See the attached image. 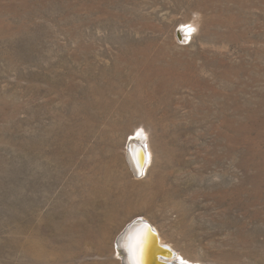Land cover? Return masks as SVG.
Here are the masks:
<instances>
[{
    "label": "rangeland",
    "instance_id": "374dc122",
    "mask_svg": "<svg viewBox=\"0 0 264 264\" xmlns=\"http://www.w3.org/2000/svg\"><path fill=\"white\" fill-rule=\"evenodd\" d=\"M139 217L200 264H264V0H0V264H123ZM77 221L102 232L72 251Z\"/></svg>",
    "mask_w": 264,
    "mask_h": 264
},
{
    "label": "bare ground",
    "instance_id": "6f19581e",
    "mask_svg": "<svg viewBox=\"0 0 264 264\" xmlns=\"http://www.w3.org/2000/svg\"><path fill=\"white\" fill-rule=\"evenodd\" d=\"M192 25V24H191ZM190 27V26H188ZM188 30L187 33H185V37H187L189 35V31H191L190 28H186ZM183 33V35H184ZM191 33V32H190ZM188 34V35H187ZM178 36L181 38V33H178ZM184 37V39H185ZM97 87V86H96ZM96 88L94 87L93 90H95ZM92 90V91H93ZM97 95H99L97 93ZM96 95V96H97ZM100 102V101H99ZM101 103V102H100ZM102 104V103H101ZM100 105V104H99ZM140 130V129H139ZM138 134V136L134 137V139H132L130 142H129V146L128 148L126 149V159L128 161V166L130 168V172L137 178L139 179L138 177H144L146 176L148 173H149V169L150 168V165H151V162L152 160V150H151V146L149 144V141L147 140V135L144 137L145 133H140L141 130L138 132L136 131ZM146 132V131H145ZM68 140V139H66ZM118 141V140H117ZM67 143V141H66ZM71 143V142H70ZM115 143V142H114ZM72 144V143H71ZM67 146V145H66ZM114 146V145H113ZM112 146V147H113ZM77 147V146H76ZM66 148V147H65ZM70 149V147L68 148ZM75 149V147H74ZM73 149V150H74ZM54 150V149H53ZM66 150V149H65ZM80 150V149H79ZM92 150V149H91ZM70 151V150H69ZM93 151V150H92ZM58 152V151H57ZM62 152V151H61ZM76 153V151L74 152ZM55 154V153H54ZM53 154V155H54ZM99 154V153H98ZM68 155V153H67ZM91 155V154H90ZM115 155V154H114ZM52 156V155H51ZM50 156V157H51ZM78 156V155H77ZM92 157V156H91ZM94 157V156H93ZM114 157V156H113ZM46 158V157H45ZM65 158V157H63ZM62 158V159H63ZM96 158V157H95ZM118 158V157H117ZM48 159V157H47ZM68 159V158H67ZM84 159V158H83ZM88 159V158H87ZM94 159V158H93ZM92 159V160H93ZM78 160V159H77ZM91 160V161H92ZM95 160V159H94ZM114 160V159H113ZM154 161V160H153ZM63 162V161H62ZM66 162V161H65ZM113 162V161H112ZM117 162V161H116ZM67 164H70L69 162ZM114 164V163H113ZM72 165V164H71ZM57 166V165H56ZM60 166V165H58ZM67 166V165H66ZM79 166V165H78ZM98 166V164H97ZM105 167V166H104ZM110 167V166H109ZM102 168V167H101ZM154 168V167H153ZM104 169V168H103ZM106 169V168H105ZM99 170V169H98ZM113 171V170H112ZM96 172V171H95ZM91 174V173H90ZM121 174V173H120ZM61 175V174H60ZM95 175V174H94ZM98 175V173H97ZM112 175V174H111ZM92 176V175H91ZM99 176V175H98ZM105 176V174H104ZM103 177V176H102ZM110 177V176H108ZM114 177V176H113ZM117 177V176H116ZM115 177V178H116ZM120 176L118 175V178ZM148 177V176H147ZM146 177V178H147ZM93 178V177H92ZM91 178V179H92ZM150 178V177H149ZM87 179H90L87 178ZM99 180V179H98ZM118 180V179H117ZM161 180V179H160ZM96 182H98L96 180ZM162 182V181H161ZM90 183H92L90 181ZM115 183V182H114ZM143 183V182H142ZM148 183V182H147ZM108 184V183H107ZM117 184V183H116ZM115 184V185H116ZM140 184V183H139ZM153 184V183H152ZM151 184V185H152ZM134 185V184H133ZM137 185V184H136ZM86 186V185H85ZM106 186V185H105ZM120 186V185H119ZM154 186V185H153ZM103 187V185H102ZM158 187V186H157ZM83 188V187H82ZM96 188V187H95ZM99 188V187H98ZM101 188V187H100ZM104 188V187H103ZM113 188V186L111 187ZM154 188V187H153ZM89 189V188H88ZM92 189V188H91ZM123 189V188H122ZM144 190V189H143ZM146 190V189H145ZM163 190V189H162ZM80 191V190H79ZM95 191V189L93 190ZM106 191V190H105ZM142 191V190H141ZM107 192V191H106ZM105 192V193H106ZM113 192V191H112ZM110 192V193H112ZM157 192V190L155 191ZM103 193V192H102ZM110 193H107V194H110ZM136 193V192H135ZM134 193V194H135ZM147 193V192H146ZM116 194V193H115ZM86 195V194H85ZM103 195V194H102ZM120 195V194H118ZM127 194H125L126 196ZM144 195V194H143ZM141 195V196H143ZM149 195V193H148ZM108 196V195H107ZM105 196V197H107ZM155 196V195H154ZM226 196V195H225ZM84 197V196H83ZM98 197V196H96ZM110 197V196H109ZM117 197V196H116ZM138 197V196H137ZM145 197V196H144ZM152 197H153V194H152ZM142 198V197H141ZM157 198V197H156ZM163 198V197H162ZM83 199V198H82ZM90 199V198H89ZM101 199V198H100ZM113 199V198H112ZM125 199V198H123ZM140 200V199H139ZM121 201V200H120ZM126 201V200H125ZM141 201V200H140ZM151 201V200H150ZM88 202V201H86ZM92 202V201H91ZM97 203V202H96ZM95 203V204H96ZM98 203L101 204V207L103 208V216L105 217L106 220L104 221H108L112 218H114V214L115 212L118 211L119 207L121 204H119V201L117 200V198H114L113 200H108V198H104L102 199V201H98ZM139 203V202H138ZM85 205V204H84ZM76 207V206H75ZM75 212V211H74ZM68 213V212H67ZM51 215V214H50ZM74 218V217H73ZM69 220V219H68ZM144 218L142 217H139L137 219H134L133 220V224L128 227L122 234V236L120 237V239L118 240V248L122 249V253L124 255H122V261H123V264H137V259L139 258L141 260V262L143 264H165L163 261H166V262H183V260L187 259V262H189L190 264H200V261L199 260H192L190 258H188L187 256H185L184 254H182L181 252H179L178 250V253L175 252V255L173 257H170V256H167L168 253L165 252V251H160V255H163V256H166V257H163V256H159L157 255V251H156V240L152 237H150V233L149 232H144V228L142 226L143 224V221ZM145 221L147 222H150V220L147 218H145ZM70 222V221H69ZM227 223V222H226ZM69 227L66 229V232H67V235H68V239H69V243H68V247L71 248V250L73 251V249L82 241L83 237H88V236H97V237H100L101 236V232H102V228H93L92 227V224L87 226V225H83L81 223H79L78 221L77 222H74V223H71L70 225H68ZM65 227V226H64ZM60 228V226H59ZM63 228V227H62ZM156 231L158 232V237H159V243L160 244H167V241L164 239L162 233H161V230L160 228L157 226L156 228ZM134 230V231H133ZM63 232V231H62ZM60 233V232H59ZM137 234L140 235V240H141V243H142V246H143V252H142V255L137 257V255H135L133 253L132 250H130L129 247L126 246L128 240H129V237H132V236H136ZM59 235V234H58ZM66 235V234H65ZM56 238V237H55ZM41 240V239H39ZM55 241V240H54ZM41 242V241H40ZM171 243V242H170ZM172 247H174L172 244H171ZM170 246V247H171ZM171 247V249H173ZM68 248V249H69ZM127 248V249H125ZM163 260V261H162ZM185 262V261H184ZM188 263V264H189ZM184 264V263H183ZM187 264V263H186Z\"/></svg>",
    "mask_w": 264,
    "mask_h": 264
},
{
    "label": "water",
    "instance_id": "95a60500",
    "mask_svg": "<svg viewBox=\"0 0 264 264\" xmlns=\"http://www.w3.org/2000/svg\"><path fill=\"white\" fill-rule=\"evenodd\" d=\"M143 228H144V232H149L150 233V237L154 238L156 240V251H157V255L159 256H163V255H160V251H165L168 253L167 256H170V257H173L175 255V251L173 249H171V247L168 245V244H160L159 243V235H158V232L156 231L155 227L150 223V222H147L145 220H143ZM133 224V221H131L126 227L124 230H126L128 227H130L131 225ZM134 231V230H133ZM163 257H166V256H163ZM167 258V257H166ZM163 261V260H162ZM165 264H181L180 262H166V261H163ZM143 264V263H142ZM156 264V263H154Z\"/></svg>",
    "mask_w": 264,
    "mask_h": 264
},
{
    "label": "snow or ice",
    "instance_id": "6c2138e0",
    "mask_svg": "<svg viewBox=\"0 0 264 264\" xmlns=\"http://www.w3.org/2000/svg\"><path fill=\"white\" fill-rule=\"evenodd\" d=\"M126 246L129 247L130 250H132L133 253L137 255V257L142 255L143 246H142L139 234H137L136 236L129 237V240ZM137 264H142L139 258L137 259ZM181 264H183V262H181Z\"/></svg>",
    "mask_w": 264,
    "mask_h": 264
}]
</instances>
